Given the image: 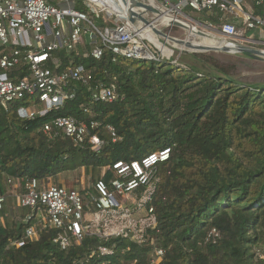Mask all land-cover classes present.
Segmentation results:
<instances>
[{
	"label": "trees",
	"instance_id": "16d2710c",
	"mask_svg": "<svg viewBox=\"0 0 264 264\" xmlns=\"http://www.w3.org/2000/svg\"><path fill=\"white\" fill-rule=\"evenodd\" d=\"M73 7L87 12L82 0H74ZM185 12L220 25L218 12ZM94 20L105 27L103 19ZM90 51L85 46L68 57L59 53L63 68L84 66L94 85H115L122 98L95 105L89 117L83 107L91 102L90 94L79 84L77 98L43 118L22 120L15 109L0 107V193L5 195L8 177L24 184L78 168L95 173L105 169L97 179L109 184L114 163L170 149L148 204L157 225L141 245L88 236L63 250L55 243L54 230L16 248L12 244L24 237L28 225L0 223V264H153L159 249L164 257L158 264H264V81H243L237 64L224 63L213 53L178 54L150 60L148 66L144 60L114 61L107 48L100 60L86 57ZM57 116L98 121L96 134L105 141L104 148L49 140L42 128ZM107 126L116 130V142ZM19 209L23 219L31 212ZM6 213L5 205L0 216ZM101 247L113 255H99Z\"/></svg>",
	"mask_w": 264,
	"mask_h": 264
},
{
	"label": "built area",
	"instance_id": "2783aa9c",
	"mask_svg": "<svg viewBox=\"0 0 264 264\" xmlns=\"http://www.w3.org/2000/svg\"><path fill=\"white\" fill-rule=\"evenodd\" d=\"M63 1L66 6L62 7L63 3L53 5L48 0H0V107L6 112L15 109L22 120H36L62 109L77 98L79 84L90 94L91 102L83 107V114L89 117L94 115L95 105L112 104L122 98L115 85H94L92 73L84 66L71 64L63 68L59 53L64 52L68 57L89 46L91 51L85 56L96 60L104 56L106 48L115 56L114 61L117 57L138 61L174 57V53L165 54L151 39L142 36L144 27L133 25L127 10L122 15L112 12L109 0H82L87 12L73 7L74 0ZM246 2L250 3L248 10L244 6ZM153 5L164 11L155 2ZM174 8L179 12L191 9L210 15L218 12L221 14L218 32L225 41L264 51V0H177ZM94 19H103L105 27L99 28ZM177 21L184 23L178 18ZM156 50L162 54L157 55ZM99 127L96 120L57 116L44 124L42 132L52 141L69 139L75 147L89 144L101 151L105 141L96 134ZM106 130L116 142V130L112 126ZM170 155L171 150L164 149L139 161L114 163L109 168L113 173L110 183L98 181L96 194H90V201L94 203L91 212L78 189L46 187L37 179L21 184L8 177L7 187L21 185L18 207L31 210L23 219L28 225L24 237L12 245L20 248L27 241H36L39 233L46 230L58 231L55 243L63 250L80 245L88 236L145 243L147 231L157 225L154 208L148 204L159 182L158 169L169 161ZM137 193L134 211H146L149 217L139 222L123 204ZM6 200L0 193V211ZM122 221L125 225H114ZM212 234L217 236L216 231ZM98 252L109 256L114 251L101 247ZM163 257L164 251L157 250L153 264H158Z\"/></svg>",
	"mask_w": 264,
	"mask_h": 264
},
{
	"label": "rangeland",
	"instance_id": "374dc122",
	"mask_svg": "<svg viewBox=\"0 0 264 264\" xmlns=\"http://www.w3.org/2000/svg\"><path fill=\"white\" fill-rule=\"evenodd\" d=\"M145 4L149 1L150 4L153 5L152 0H141ZM56 5H61L64 1L63 0H55ZM155 4L159 6L161 9H164V11L170 10L171 15L175 16L181 21L188 22L190 23L193 27H196L198 31L208 33L211 35L212 39L216 40H223L220 39L222 38L218 32L219 28L218 26L215 27V29L211 28L210 25L205 22L197 19L196 17L199 16L198 14L193 13L192 15H188L185 10H182V12H179L174 8L177 4V0H154ZM250 5L249 2L245 3V8L248 10V6ZM109 9L117 13L109 4ZM152 16V15H151ZM196 16V17H193ZM165 18H160L157 22L161 26H163L162 30L164 33L168 34L172 38L177 39V41L182 40V41H191L192 43H200L203 42L204 40H197V41H192L193 38H196V35L187 32L186 30L179 28L177 26H168V23L165 22ZM114 22L116 19H112ZM165 24V25H164ZM242 30V28H240ZM251 37H254L253 33L249 34ZM144 37H147L151 39L158 47L160 50H162L165 54L167 55H172L174 53L175 55H178V52H173V49L171 47H166L164 46L159 40H156L144 33ZM211 39V38H210ZM263 48V47H260ZM157 55H161L162 53L158 50H156ZM220 61L224 63H233L237 64L238 66V73L240 77L243 79L245 82H253V81H264V61H256L252 59H248L246 57L242 56H235V55H228V54H223V53H213ZM130 63H133L134 60H128ZM145 64L148 66H151V61H146ZM101 174V176L104 175L105 169L102 170L101 172H93L92 170H86L85 168H78L76 170H68L65 172H62L55 177L44 180L42 181L43 184L46 187H51V186H67L69 188H75L78 189L79 192L83 195L85 198L86 204L88 205V212H91L94 210V203L90 201V194L95 195V184L98 182V174ZM100 181V180H99ZM155 185L153 186V188ZM21 185L18 183L16 186L13 187H7L5 196L7 198L6 200V208H7V213L5 217L0 216V223L5 224V223H15V222H23V218L20 212V209L17 206V201L15 200L14 196L15 194L18 195L21 192ZM139 198V193L133 195L130 199H127L124 201V205H126L134 215V218L139 222L141 220H147L148 213L146 211H134L135 210V205L134 201ZM115 226H122L125 225V223H115ZM145 227V225H144ZM154 255H156V251H154ZM155 257V256H154Z\"/></svg>",
	"mask_w": 264,
	"mask_h": 264
},
{
	"label": "water",
	"instance_id": "95a60500",
	"mask_svg": "<svg viewBox=\"0 0 264 264\" xmlns=\"http://www.w3.org/2000/svg\"><path fill=\"white\" fill-rule=\"evenodd\" d=\"M119 1L123 2L124 5L127 6L126 9L128 12L129 20L133 25L141 24L143 27L151 29L155 33L158 40L164 46L171 47V49H173V52H178V54L180 55L196 53H223L228 55L242 56L256 61H264V51L257 50L248 46L238 45L230 41L216 40L212 39V37H210L211 39L204 40L207 42L203 41L200 43H192L190 41L182 40L176 41L175 38H172L168 34L164 33L163 30L160 31L156 26L160 14L163 13L162 10L150 4L149 1L147 2V4H144L143 2H141V0ZM143 8L145 10H143ZM170 26H177L186 30L187 32L191 29H197L196 27L192 26V28L180 21L172 22ZM169 38L175 40L176 44H178L179 46L174 45V42V44L170 43L172 41Z\"/></svg>",
	"mask_w": 264,
	"mask_h": 264
},
{
	"label": "bare ground",
	"instance_id": "6f19581e",
	"mask_svg": "<svg viewBox=\"0 0 264 264\" xmlns=\"http://www.w3.org/2000/svg\"><path fill=\"white\" fill-rule=\"evenodd\" d=\"M107 1H108V0H107ZM110 1H111V3H110ZM108 2H109V4H110V6H111V7H112L117 13H119V14H121V15L123 14V12L125 13L124 10H127V9H126L127 6H125L124 3L121 2V1H119V0H109ZM141 2H142V1H141ZM143 3H144V2H143ZM144 4H145V3H144ZM143 10H145V9L143 8ZM144 12H145V11H144ZM145 13H146V12H145ZM149 17H150V16H149ZM161 17H162V18H165L164 20H165V22L168 23V26H170V24H171L172 22L177 21V18H176L175 16L171 15V13L168 12V11H163V13L160 14L158 20H159ZM182 23H183V22H182ZM184 24H186V25L192 27V25H191L190 23H188V22H184ZM164 25H165V24H164ZM156 26H157V28H158L160 31H161L162 28H163V26H161L159 23L156 24ZM192 28H193V27H192ZM188 32H190V33L196 35V38H193L192 41H193V40H194V41H197V40H208V39H210V37H211L210 34H208V33H202V32H200V31H198V29H191V30H188ZM141 33H142V36H143V37H144V33H145L146 35H148V36H150V37H152V38L158 40V38L156 37L155 33H154L151 29H149V28H147V27H144L143 29H141ZM169 39L172 41V42H170V43H172V44L175 43L174 45L179 46L178 44H176L175 40H172L171 38H169ZM176 41H177V39H176ZM173 42H174V43H173ZM190 42H191V41H190ZM204 42H207V41H204Z\"/></svg>",
	"mask_w": 264,
	"mask_h": 264
},
{
	"label": "crops",
	"instance_id": "0c3cea01",
	"mask_svg": "<svg viewBox=\"0 0 264 264\" xmlns=\"http://www.w3.org/2000/svg\"><path fill=\"white\" fill-rule=\"evenodd\" d=\"M152 3L154 4V0H152ZM220 36H221V35H220ZM221 37H222V36H221ZM220 39H223V40H224L223 37L220 38ZM64 187H66V188H68V189H75V188H69V187H67L66 185H65ZM20 192H21V191H20ZM14 198H15V200L17 201V195H16V194H15Z\"/></svg>",
	"mask_w": 264,
	"mask_h": 264
}]
</instances>
